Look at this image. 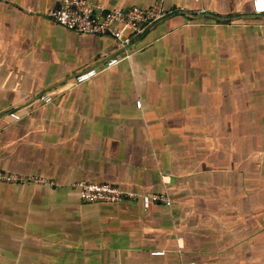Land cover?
I'll return each instance as SVG.
<instances>
[{"label": "crops", "instance_id": "obj_1", "mask_svg": "<svg viewBox=\"0 0 264 264\" xmlns=\"http://www.w3.org/2000/svg\"><path fill=\"white\" fill-rule=\"evenodd\" d=\"M163 2L122 48L53 21L56 0H0V168L56 183L0 182V264H264V12ZM77 180L172 204L86 202Z\"/></svg>", "mask_w": 264, "mask_h": 264}, {"label": "built area", "instance_id": "obj_2", "mask_svg": "<svg viewBox=\"0 0 264 264\" xmlns=\"http://www.w3.org/2000/svg\"><path fill=\"white\" fill-rule=\"evenodd\" d=\"M253 12L255 14L264 12V0H253ZM47 15L69 30L82 34L111 36L119 47L126 48L133 44V36L141 34L145 27L159 23L168 13L164 8L163 0H156L149 8L131 6L111 9L96 0H56V5L47 12ZM118 61V57H112L107 60L105 67L109 68ZM98 72L96 67L81 70L75 75V82L81 84L89 81ZM41 99L45 102L52 101V97L48 95L42 96ZM137 105L141 107V101H138ZM10 116L15 120L21 119L18 112H12ZM0 182L56 184L53 179L47 177L21 175L5 171L2 168H0ZM71 185L78 189L80 198L86 202L118 203L125 199L140 197L146 208L154 202L172 204V199L165 193L138 194L123 190L118 185L107 182L77 180L73 181ZM162 253L163 251L153 252L156 255Z\"/></svg>", "mask_w": 264, "mask_h": 264}, {"label": "water", "instance_id": "obj_3", "mask_svg": "<svg viewBox=\"0 0 264 264\" xmlns=\"http://www.w3.org/2000/svg\"><path fill=\"white\" fill-rule=\"evenodd\" d=\"M172 14H173V13H171L170 15H172ZM170 15L165 16L163 19L167 18V17L170 16Z\"/></svg>", "mask_w": 264, "mask_h": 264}]
</instances>
